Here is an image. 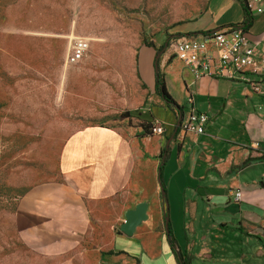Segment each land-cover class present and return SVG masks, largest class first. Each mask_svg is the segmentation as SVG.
<instances>
[{
  "label": "crops",
  "instance_id": "obj_1",
  "mask_svg": "<svg viewBox=\"0 0 264 264\" xmlns=\"http://www.w3.org/2000/svg\"><path fill=\"white\" fill-rule=\"evenodd\" d=\"M262 4L246 30L264 58V0ZM244 20L243 0H207L197 18L173 28L172 37L202 35ZM161 45L139 47L134 85L123 88L125 97L111 110L128 109L140 123L85 126L66 141L68 221L119 224L103 232L99 264H179L167 235L166 211L173 235L176 216L186 238L199 237L204 249L227 252L234 256L233 264H264V77L241 72L196 77L171 48L160 59ZM141 50L148 55L142 64ZM157 61L169 93L183 107L182 116L192 110L210 115L204 133L177 131L181 114L156 91ZM145 121L159 122L164 133L143 135L140 124ZM165 173L168 207L160 183ZM237 190L242 191L239 201ZM141 202L147 203V218L128 235L121 230L126 212ZM195 247L189 240L183 250L175 241L176 251L185 255Z\"/></svg>",
  "mask_w": 264,
  "mask_h": 264
},
{
  "label": "rangeland",
  "instance_id": "obj_2",
  "mask_svg": "<svg viewBox=\"0 0 264 264\" xmlns=\"http://www.w3.org/2000/svg\"><path fill=\"white\" fill-rule=\"evenodd\" d=\"M206 4L0 0V264H99L103 232L120 226L68 221L66 141L85 126L140 123L128 109L111 111L125 97L123 88L134 85L137 50L172 39L173 28L197 18ZM80 39L89 49L72 63ZM139 56L141 64L147 61L146 50ZM162 180L167 189L166 173ZM174 219L183 250L196 242L186 255L190 264H233L227 252L204 249L199 237L187 239Z\"/></svg>",
  "mask_w": 264,
  "mask_h": 264
},
{
  "label": "built area",
  "instance_id": "obj_3",
  "mask_svg": "<svg viewBox=\"0 0 264 264\" xmlns=\"http://www.w3.org/2000/svg\"><path fill=\"white\" fill-rule=\"evenodd\" d=\"M250 13L263 10V0H246ZM169 48L192 66L196 77L203 75L233 76L235 73H248L258 78L264 77V58L259 56L257 44L240 25H232L222 30L202 35H180L172 37ZM89 49V43L78 40L72 50L70 62L76 63L83 59ZM253 84V87L257 86ZM206 112L192 110L178 126L180 132L202 134L210 121ZM165 128L159 122L152 126L153 134H163ZM235 199H242V191H235Z\"/></svg>",
  "mask_w": 264,
  "mask_h": 264
},
{
  "label": "trees",
  "instance_id": "obj_4",
  "mask_svg": "<svg viewBox=\"0 0 264 264\" xmlns=\"http://www.w3.org/2000/svg\"><path fill=\"white\" fill-rule=\"evenodd\" d=\"M243 10H244V14H245V20L242 22V24H239L240 26H242L244 29H248L252 23V15L250 13V9L248 7V4H247V1L246 0H243ZM233 25H238V24H233ZM216 30H207V31H202L201 33L203 34H208V33H212ZM171 39L168 38L158 49H157V53H161L163 51H165L168 46H169V43H170ZM148 45V44H147ZM150 46H153V44H149ZM156 91L164 98V100L174 106V107H177L178 109V112L179 114H183V107L178 105L177 102L174 100V98L171 96V94L169 93L168 89H167V86H166V82H165V78H164V74L161 72L160 68L158 67V61L156 63ZM141 127L143 128V135H151L153 134L152 133V126H153V123L151 122H142L141 124ZM179 129H177L178 131ZM176 131V132H177ZM167 149L164 148L163 149V153L166 151ZM164 165L161 164L160 168L162 169V166ZM161 180H162V176H161ZM162 182V187L164 188L165 192H166V187L163 183V180L161 181ZM163 200L166 201L167 200V196L166 194L162 196ZM168 216V212L166 211V217ZM167 235H168V238H169V241L173 247V249L175 250L176 252V256H177V259H178V262L179 264H190L189 262V259L187 260L186 258V255L183 254L182 252H178L176 251V248H175V237L173 235V226H172V222H171V219L169 217V220H168V223H167Z\"/></svg>",
  "mask_w": 264,
  "mask_h": 264
},
{
  "label": "water",
  "instance_id": "obj_5",
  "mask_svg": "<svg viewBox=\"0 0 264 264\" xmlns=\"http://www.w3.org/2000/svg\"><path fill=\"white\" fill-rule=\"evenodd\" d=\"M182 117H183L182 115L179 116L177 129H178V126L182 120ZM160 183H161L162 195H165V190L162 187V182H160ZM165 203H166V206L168 207V202L165 201ZM146 210H147V203L146 202H141V203L137 204L135 208L129 209L126 212L125 221L121 225V230L123 232H125L126 234L131 235L134 232L135 228L143 220H145L147 218ZM168 220H169V217H166V225L168 223Z\"/></svg>",
  "mask_w": 264,
  "mask_h": 264
}]
</instances>
